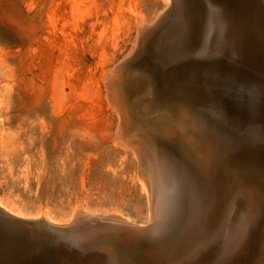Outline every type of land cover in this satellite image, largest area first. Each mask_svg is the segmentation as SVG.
Instances as JSON below:
<instances>
[{
    "label": "rangeland",
    "instance_id": "obj_1",
    "mask_svg": "<svg viewBox=\"0 0 264 264\" xmlns=\"http://www.w3.org/2000/svg\"><path fill=\"white\" fill-rule=\"evenodd\" d=\"M168 1L0 0V195L10 194L30 213L48 207L58 218L77 205L130 217L131 225L86 217L56 239L73 250H106L112 258L105 264H194L196 237L177 252L156 242L170 228L148 225L151 200L141 189L142 155L131 137L148 135L158 164H165L159 169L164 187L179 183L171 190L184 194L181 180L198 185L211 214L202 247L220 233L233 207L264 191V155L249 146L247 135L175 91L176 69L202 57L209 45L210 14L200 0ZM138 18L147 26L140 45ZM177 38L178 63L171 53ZM115 67L107 88L103 71ZM181 198L177 221L190 208L186 192ZM6 230L22 240L30 232Z\"/></svg>",
    "mask_w": 264,
    "mask_h": 264
},
{
    "label": "bare ground",
    "instance_id": "obj_2",
    "mask_svg": "<svg viewBox=\"0 0 264 264\" xmlns=\"http://www.w3.org/2000/svg\"><path fill=\"white\" fill-rule=\"evenodd\" d=\"M170 1H168L169 4H171ZM203 3L210 14L207 28L209 45L202 57L193 58L179 70L176 69L175 74L173 73V79L171 76L172 85L178 93L188 94L200 101L201 105L206 107L210 116L217 122L226 124L231 121L244 129L253 127L264 133V0H203ZM227 18L236 23L233 28L225 25ZM137 21L140 32L138 44L140 45V41L144 40L141 38V34L145 31L146 23L141 19ZM173 40L174 46L171 53L173 59L178 63L180 56L177 49L179 46L178 38ZM213 43L217 46H212ZM177 63L176 65H178ZM115 71L116 67L103 71L102 77L107 88L113 83ZM164 76L166 75L164 74ZM171 82L169 83L171 84ZM168 96L173 97L171 94ZM109 97L111 98V105L115 107L116 104L112 101L110 92ZM122 132L118 129L117 135L119 137L117 139L124 138ZM143 134L140 138L129 137L133 143L139 145L140 148H138L142 155L139 180L141 189L146 192L148 199L151 200L152 214L148 219V225L153 224L157 227L163 224L168 226V229L170 228V232H167L163 239L156 242L162 244V247L168 251L173 249L177 252L186 238L196 237L197 241L192 244L194 257H191L194 264H264V191L262 194H258L259 196L246 198L242 202L241 208H238L240 206L233 207L232 213L222 225L220 233L212 236L213 238L208 241L207 245L202 247L201 240H203V235L206 233L211 220L208 201H203L196 182L191 185L181 180L180 185L183 191L185 190L187 193V205L190 204V208L185 211L182 221H177L173 217V212L177 211V206L181 205V197L185 195V192L181 194L177 188L171 190V187L179 183H174L173 186L171 184L168 187L163 186V181L166 178L162 176L159 169L161 170L165 164L160 159L158 164V155L156 156L150 145L148 135ZM128 143L130 144V142ZM136 146L134 145L133 148ZM212 150H210L211 154H213ZM157 166H159L158 169ZM90 216H104L129 225L134 223L130 217L125 216L117 209L95 212L82 205H77L70 215L59 218L48 207L38 209L36 213H30L10 194L0 195V264H105L112 257L104 249L81 246L73 250L74 248H68L63 245L64 243H56V239H59L61 233H68L77 227L76 225L80 224L84 218ZM11 226L27 230L29 228L28 237H23L22 240L9 233V230L4 231L5 228ZM256 233L257 238H255L254 243L253 239ZM187 259L189 260V258ZM163 261L161 262L163 263Z\"/></svg>",
    "mask_w": 264,
    "mask_h": 264
},
{
    "label": "water",
    "instance_id": "obj_3",
    "mask_svg": "<svg viewBox=\"0 0 264 264\" xmlns=\"http://www.w3.org/2000/svg\"><path fill=\"white\" fill-rule=\"evenodd\" d=\"M200 1L203 3V0H200ZM203 5H204V3H203ZM204 8H205V14H206L205 5H204ZM170 58H171V56L168 59H170ZM160 65H165V62L164 63H160ZM190 105L197 107V105L193 104V103H190ZM197 108H200V107H197ZM205 111H207V110H205ZM225 125L228 128H231V129H233V130H235L237 132L246 134L247 138H248L249 146L251 148H254L259 155H262V156L264 155V133L263 132H260V131H258L256 129H254L253 127L252 128L248 127V129H244V128L240 127L239 125H237V124H235V123H233L231 121H230V123H226Z\"/></svg>",
    "mask_w": 264,
    "mask_h": 264
}]
</instances>
